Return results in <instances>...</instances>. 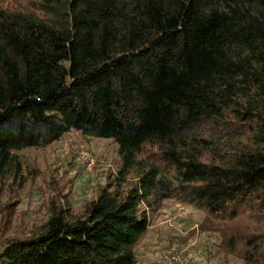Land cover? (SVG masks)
<instances>
[{
	"label": "trees",
	"instance_id": "obj_1",
	"mask_svg": "<svg viewBox=\"0 0 264 264\" xmlns=\"http://www.w3.org/2000/svg\"><path fill=\"white\" fill-rule=\"evenodd\" d=\"M68 131L117 144L114 183L26 231L0 212V264H137L167 198L264 264V0H0V180Z\"/></svg>",
	"mask_w": 264,
	"mask_h": 264
},
{
	"label": "rangeland",
	"instance_id": "obj_2",
	"mask_svg": "<svg viewBox=\"0 0 264 264\" xmlns=\"http://www.w3.org/2000/svg\"><path fill=\"white\" fill-rule=\"evenodd\" d=\"M18 155L21 180H0V206H4L0 212H8L9 217L7 234L41 224L56 197L63 208L80 212L100 186L114 183L121 162L113 140L77 131L65 132L52 144ZM128 182L122 188L128 189ZM146 212L148 229L134 247L137 264H242L238 257L221 251L216 231L202 226L205 213L201 209L167 198Z\"/></svg>",
	"mask_w": 264,
	"mask_h": 264
},
{
	"label": "built area",
	"instance_id": "obj_3",
	"mask_svg": "<svg viewBox=\"0 0 264 264\" xmlns=\"http://www.w3.org/2000/svg\"><path fill=\"white\" fill-rule=\"evenodd\" d=\"M168 263H171V260L170 259L168 260Z\"/></svg>",
	"mask_w": 264,
	"mask_h": 264
}]
</instances>
